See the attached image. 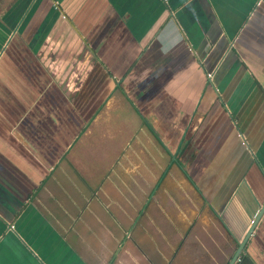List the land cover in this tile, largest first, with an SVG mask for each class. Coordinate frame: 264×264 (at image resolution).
Segmentation results:
<instances>
[{
	"label": "crops",
	"instance_id": "1",
	"mask_svg": "<svg viewBox=\"0 0 264 264\" xmlns=\"http://www.w3.org/2000/svg\"><path fill=\"white\" fill-rule=\"evenodd\" d=\"M263 203L264 0H0V264L226 263Z\"/></svg>",
	"mask_w": 264,
	"mask_h": 264
},
{
	"label": "water",
	"instance_id": "2",
	"mask_svg": "<svg viewBox=\"0 0 264 264\" xmlns=\"http://www.w3.org/2000/svg\"><path fill=\"white\" fill-rule=\"evenodd\" d=\"M264 211V203L262 204L261 208L258 210V212L255 214L254 218L251 220V224L247 230V232L245 233V235L243 236V238L237 242V246L231 256V258L229 259L227 264H234V262L236 261V259L238 258L240 252L242 251L244 244L248 238V236L250 235L254 225L256 224L257 220L259 219V217L261 216L262 212Z\"/></svg>",
	"mask_w": 264,
	"mask_h": 264
},
{
	"label": "rangeland",
	"instance_id": "3",
	"mask_svg": "<svg viewBox=\"0 0 264 264\" xmlns=\"http://www.w3.org/2000/svg\"><path fill=\"white\" fill-rule=\"evenodd\" d=\"M238 240H239V238L238 239H231V243H232V245L234 244V242L237 244V242H238ZM235 244V245H236ZM221 249V248H220ZM234 249H235V246H232V251H231V254L233 253V251H234ZM222 250V249H221ZM221 254H222V252L221 253H219L218 252V250H216L215 251V254H214V258H215V260L214 261H212V262H203V261H200L199 263H196V264H225V263H222V261H221V259H222V257H221ZM241 254L242 253H240V256H241ZM240 256H239V259H240ZM247 256V255H246ZM248 257V256H247ZM246 257V258H247ZM239 259L234 263V264H238V262H239ZM239 264H242V262L240 261L239 262ZM246 264V263H245Z\"/></svg>",
	"mask_w": 264,
	"mask_h": 264
},
{
	"label": "trees",
	"instance_id": "4",
	"mask_svg": "<svg viewBox=\"0 0 264 264\" xmlns=\"http://www.w3.org/2000/svg\"><path fill=\"white\" fill-rule=\"evenodd\" d=\"M179 164V166L181 167V164L180 163H178ZM166 171V170H165ZM165 171L161 174V176H160V179H161V177H163V175L165 174ZM234 252V251H233ZM233 254V253H232ZM232 254H231V256H232ZM230 256V257H231ZM229 261V260H228ZM228 262H226L225 264H227Z\"/></svg>",
	"mask_w": 264,
	"mask_h": 264
}]
</instances>
